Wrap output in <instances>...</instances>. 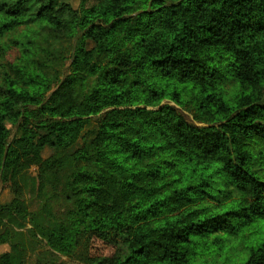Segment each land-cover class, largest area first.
I'll use <instances>...</instances> for the list:
<instances>
[{
    "label": "trees",
    "instance_id": "obj_1",
    "mask_svg": "<svg viewBox=\"0 0 264 264\" xmlns=\"http://www.w3.org/2000/svg\"><path fill=\"white\" fill-rule=\"evenodd\" d=\"M0 190V264H264V0H0Z\"/></svg>",
    "mask_w": 264,
    "mask_h": 264
},
{
    "label": "rangeland",
    "instance_id": "obj_2",
    "mask_svg": "<svg viewBox=\"0 0 264 264\" xmlns=\"http://www.w3.org/2000/svg\"><path fill=\"white\" fill-rule=\"evenodd\" d=\"M72 2V4L74 6H78L79 4V0H70ZM179 111L181 112V114H183V116L192 124H195V125H200L197 121L194 120L192 114L187 111V110H184L182 108H179ZM93 126H95V123L94 122H91V124L87 127V130L86 131H90ZM87 134V133H86ZM82 140L79 142L78 146H81L82 145ZM53 149L51 148H46L44 151H43V157H49L50 155L53 154ZM37 172L36 170V167H32L29 171H28V175H35ZM9 198V192L7 190H0V199L1 201H6L8 200ZM25 199L28 203V206L30 208V210L34 211V210H38L40 205H41V201L30 195L28 192L25 193ZM252 234L247 238L245 239L244 241V245L245 246H253L255 245V240L257 238V236H260L264 233V225L261 227L259 225H254L252 227V230H251ZM240 245H238L237 249L239 248ZM9 249V246L8 245H3V246H0V253L1 252H4V251H7ZM33 259V258H32ZM31 259V260H32ZM64 260H66L65 258H63ZM230 262V261H229ZM229 264H233V262H230Z\"/></svg>",
    "mask_w": 264,
    "mask_h": 264
}]
</instances>
